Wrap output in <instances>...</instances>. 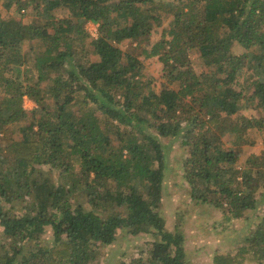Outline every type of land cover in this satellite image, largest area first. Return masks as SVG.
<instances>
[{
    "label": "trees",
    "instance_id": "trees-1",
    "mask_svg": "<svg viewBox=\"0 0 264 264\" xmlns=\"http://www.w3.org/2000/svg\"><path fill=\"white\" fill-rule=\"evenodd\" d=\"M0 2V136L9 126L22 134L0 153V264H97L99 247L118 231L153 239L120 264H190L184 227L169 229L160 215L162 139L187 151L183 178L194 205L226 222L264 205V153L234 168L254 143L247 132L264 131L262 117L238 114L243 101L264 111V0ZM27 10L34 18L22 23ZM124 41L139 55L123 51ZM193 51L205 71L192 68ZM138 56L161 64L157 90ZM24 97L35 105L30 116ZM253 224L235 253L215 249L212 264L264 262V209ZM46 231L49 247L25 250Z\"/></svg>",
    "mask_w": 264,
    "mask_h": 264
},
{
    "label": "rangeland",
    "instance_id": "rangeland-1",
    "mask_svg": "<svg viewBox=\"0 0 264 264\" xmlns=\"http://www.w3.org/2000/svg\"><path fill=\"white\" fill-rule=\"evenodd\" d=\"M12 9H15L14 7ZM6 9L0 2V16L6 14ZM22 23H27L28 19L34 18L32 11L27 12L19 17ZM86 29L89 32L93 31L95 26L87 24ZM161 28H157L151 36V42H155L159 38ZM123 51L139 55V48L137 49L135 43L124 41L119 44ZM28 45L24 46L27 50ZM243 50L239 46L233 47V52L236 55L241 54ZM31 57V56H30ZM30 59V58H29ZM28 59V60H29ZM144 66L145 74L153 76L157 79L154 89L159 88L161 83V64L157 59L143 60L138 56ZM192 68L196 73L205 71L206 68L202 66L198 54L193 51L190 54ZM30 63L27 64L29 66ZM243 81V77L237 79ZM248 93V91L246 92ZM22 107L30 116L31 112L35 109L34 103L28 98H23ZM240 115L251 117L254 115L256 118L262 117L264 119V111L256 108L252 109L247 106L246 101L242 102V106L238 112ZM237 114V115H238ZM28 123H24L26 125ZM0 136V153L6 147V144L11 140H21L22 134L19 132L17 126H9L7 130ZM250 141L254 143L251 146H244L241 148L237 157L236 165L234 168L241 171L246 161L252 156H258L264 153V131L252 129L247 132ZM227 141V138L224 139ZM163 150L165 155V173L163 177L164 197H162L160 215L165 217L169 229L173 228L175 224H181L184 227V249L185 259L190 264H212L213 251L217 248L226 250L227 252H236L243 244L246 236L254 229L253 220L262 214L264 205L262 200H259L258 195L260 190L255 194V199H258L255 212L249 214L247 212L246 220H233L226 222L223 220L222 213L213 207L206 205H194L189 199V186L183 178V159L187 156V151L182 149L179 140L162 139ZM226 149L231 151V147L226 145ZM38 172L44 177L52 180L58 179V173L51 172L48 167L38 168ZM176 212V214H174ZM181 214L182 216H180ZM252 222V223H251ZM227 224L226 229H223ZM117 239L109 246L99 247L97 264H120L122 262L128 263L131 259L137 258L143 253L147 247V243L151 242V233H138L135 236L127 235L126 231H118ZM3 239L2 228L0 227V240ZM53 241L52 234L46 231L42 236L39 244L34 246L32 243L25 244V250L47 248ZM8 243V241L6 242ZM234 252V253H235ZM259 264H264L261 262Z\"/></svg>",
    "mask_w": 264,
    "mask_h": 264
},
{
    "label": "built area",
    "instance_id": "built-area-1",
    "mask_svg": "<svg viewBox=\"0 0 264 264\" xmlns=\"http://www.w3.org/2000/svg\"><path fill=\"white\" fill-rule=\"evenodd\" d=\"M89 32H90L92 37L96 38V35H97L96 29H94L93 31L90 30Z\"/></svg>",
    "mask_w": 264,
    "mask_h": 264
}]
</instances>
